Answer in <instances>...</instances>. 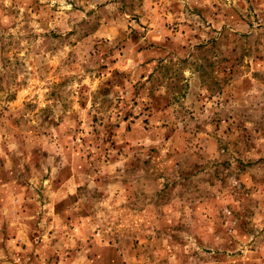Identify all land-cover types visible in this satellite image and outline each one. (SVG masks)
I'll return each mask as SVG.
<instances>
[{
	"label": "clouds",
	"instance_id": "clouds-1",
	"mask_svg": "<svg viewBox=\"0 0 264 264\" xmlns=\"http://www.w3.org/2000/svg\"><path fill=\"white\" fill-rule=\"evenodd\" d=\"M112 262L264 264V0H0V264Z\"/></svg>",
	"mask_w": 264,
	"mask_h": 264
},
{
	"label": "rangeland",
	"instance_id": "rangeland-1",
	"mask_svg": "<svg viewBox=\"0 0 264 264\" xmlns=\"http://www.w3.org/2000/svg\"><path fill=\"white\" fill-rule=\"evenodd\" d=\"M201 15H203V13H200ZM137 22H139V19L137 18ZM157 115H159V113H157ZM26 211V210H25ZM139 246H140V241L139 240H137L136 241V248H139ZM135 251V250H134ZM112 264H114V262H112Z\"/></svg>",
	"mask_w": 264,
	"mask_h": 264
}]
</instances>
